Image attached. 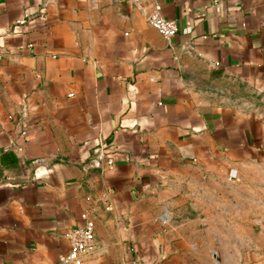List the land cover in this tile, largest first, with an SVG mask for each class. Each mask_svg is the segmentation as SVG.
I'll return each instance as SVG.
<instances>
[{
	"label": "crops",
	"instance_id": "crops-1",
	"mask_svg": "<svg viewBox=\"0 0 264 264\" xmlns=\"http://www.w3.org/2000/svg\"><path fill=\"white\" fill-rule=\"evenodd\" d=\"M187 172L264 176V0H0V264H214Z\"/></svg>",
	"mask_w": 264,
	"mask_h": 264
},
{
	"label": "rangeland",
	"instance_id": "rangeland-1",
	"mask_svg": "<svg viewBox=\"0 0 264 264\" xmlns=\"http://www.w3.org/2000/svg\"><path fill=\"white\" fill-rule=\"evenodd\" d=\"M262 174L245 181H226L187 172L183 193H202L195 214L199 240L209 247L214 264H227L238 258L243 240L264 226V183ZM205 193V194H204ZM197 208V209H196ZM190 209V207H189ZM187 217L193 216L186 214Z\"/></svg>",
	"mask_w": 264,
	"mask_h": 264
},
{
	"label": "built area",
	"instance_id": "built-area-1",
	"mask_svg": "<svg viewBox=\"0 0 264 264\" xmlns=\"http://www.w3.org/2000/svg\"><path fill=\"white\" fill-rule=\"evenodd\" d=\"M149 25L160 35L169 39L178 33V26L175 21L164 18L160 6H155L148 20ZM108 165L111 161L107 160ZM83 224L67 232L66 237L71 243L69 254L63 259L64 264H81V258L93 247L94 223L86 214L81 215Z\"/></svg>",
	"mask_w": 264,
	"mask_h": 264
}]
</instances>
